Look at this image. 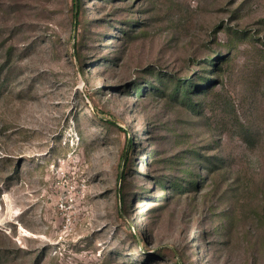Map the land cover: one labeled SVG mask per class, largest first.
<instances>
[{"label":"rangeland","instance_id":"1","mask_svg":"<svg viewBox=\"0 0 264 264\" xmlns=\"http://www.w3.org/2000/svg\"><path fill=\"white\" fill-rule=\"evenodd\" d=\"M74 2L0 0V264H264V0Z\"/></svg>","mask_w":264,"mask_h":264},{"label":"trees","instance_id":"2","mask_svg":"<svg viewBox=\"0 0 264 264\" xmlns=\"http://www.w3.org/2000/svg\"><path fill=\"white\" fill-rule=\"evenodd\" d=\"M74 4H75V9H76V19L78 20L79 15H80V14H79V13H80V10H79V8H80V2H79V0H75ZM181 89H185L184 92H183V97L186 98V97L188 96V94H189V90L186 89V86L182 87ZM133 149H134L133 144H132V142L130 141V142H129L128 151H127V153H125V155L123 156V161H124L125 166L128 165V163H129V154H130L131 151H133ZM119 181H120L121 183H123V182L125 181V175H124V172L120 175V177H119ZM122 203H123V201H122ZM138 231H139V230H138Z\"/></svg>","mask_w":264,"mask_h":264}]
</instances>
